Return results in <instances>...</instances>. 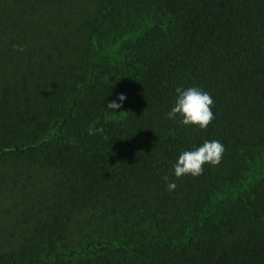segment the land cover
Instances as JSON below:
<instances>
[{
  "label": "trees",
  "instance_id": "obj_1",
  "mask_svg": "<svg viewBox=\"0 0 264 264\" xmlns=\"http://www.w3.org/2000/svg\"><path fill=\"white\" fill-rule=\"evenodd\" d=\"M0 264H264V0H0Z\"/></svg>",
  "mask_w": 264,
  "mask_h": 264
},
{
  "label": "clouds",
  "instance_id": "obj_2",
  "mask_svg": "<svg viewBox=\"0 0 264 264\" xmlns=\"http://www.w3.org/2000/svg\"><path fill=\"white\" fill-rule=\"evenodd\" d=\"M177 99L175 105L167 114V118L175 120L178 116L181 118L180 123L184 126L195 125L201 129H206L209 124L215 119L212 107L214 100L211 95L198 88L190 87L183 89L176 88ZM119 101L123 102L126 99L124 94L118 97ZM122 107V103L113 100L107 104V108L117 113V110ZM103 128H97L93 123L90 125L89 135H96L98 132L103 133ZM105 139L107 137L105 136ZM225 148L219 141H205L202 146L194 151L183 152L174 165V172L177 178L184 175L200 176L203 174L204 165L211 164L212 166L219 165L221 162ZM168 182V190H175L176 184L164 177Z\"/></svg>",
  "mask_w": 264,
  "mask_h": 264
}]
</instances>
